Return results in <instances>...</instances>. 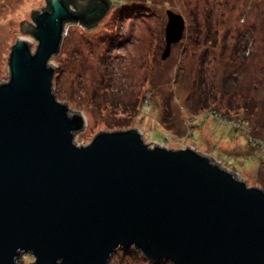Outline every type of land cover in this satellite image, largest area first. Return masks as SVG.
Returning <instances> with one entry per match:
<instances>
[{"label":"water","instance_id":"water-1","mask_svg":"<svg viewBox=\"0 0 264 264\" xmlns=\"http://www.w3.org/2000/svg\"><path fill=\"white\" fill-rule=\"evenodd\" d=\"M46 3L32 30L21 22L35 52L19 38L0 84V264L28 254L30 264H108L130 248L155 263L264 264L263 190L193 148L152 147L139 130L75 143L86 119L56 98L49 63L68 24L94 28L112 4ZM167 16L164 60L186 28Z\"/></svg>","mask_w":264,"mask_h":264},{"label":"rangeland","instance_id":"rangeland-1","mask_svg":"<svg viewBox=\"0 0 264 264\" xmlns=\"http://www.w3.org/2000/svg\"><path fill=\"white\" fill-rule=\"evenodd\" d=\"M94 28L68 24L53 92L86 119L75 137L88 146L101 133L139 130L153 146L193 148L249 188L264 191V0H109ZM46 0H0V84L31 14ZM185 22L183 40L167 47V13ZM36 262L28 254L17 264ZM108 264L151 262L135 248Z\"/></svg>","mask_w":264,"mask_h":264},{"label":"trees","instance_id":"trees-1","mask_svg":"<svg viewBox=\"0 0 264 264\" xmlns=\"http://www.w3.org/2000/svg\"><path fill=\"white\" fill-rule=\"evenodd\" d=\"M69 6V8L71 9V10H73V11H76V8H75V4L74 3H70V5H68ZM47 9H49V6H47ZM46 9V10H47ZM37 15V13L36 14H34L33 15V19H34V17ZM34 28V26L33 27H31V30ZM32 35V34H31Z\"/></svg>","mask_w":264,"mask_h":264},{"label":"flooded vegetation","instance_id":"flooded-vegetation-1","mask_svg":"<svg viewBox=\"0 0 264 264\" xmlns=\"http://www.w3.org/2000/svg\"><path fill=\"white\" fill-rule=\"evenodd\" d=\"M86 7H88L89 9H91L93 6L90 4V5H86Z\"/></svg>","mask_w":264,"mask_h":264}]
</instances>
